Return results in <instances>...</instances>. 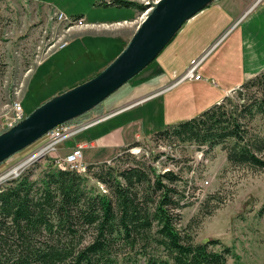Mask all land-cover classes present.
Segmentation results:
<instances>
[{"label":"trees","instance_id":"trees-1","mask_svg":"<svg viewBox=\"0 0 264 264\" xmlns=\"http://www.w3.org/2000/svg\"><path fill=\"white\" fill-rule=\"evenodd\" d=\"M96 3L144 8L128 0ZM234 91L152 138L194 144L201 155L220 146L229 167L263 170L264 68ZM140 144L125 145L109 161L86 164L84 173L50 160L38 179L26 170L6 180L0 186V264H225L234 255L231 246L218 238L195 242L191 222L181 224V209L191 203L184 166L157 170L154 163L165 151L136 156ZM89 176L103 188L88 186ZM191 220L198 224L201 218Z\"/></svg>","mask_w":264,"mask_h":264},{"label":"rangeland","instance_id":"rangeland-1","mask_svg":"<svg viewBox=\"0 0 264 264\" xmlns=\"http://www.w3.org/2000/svg\"><path fill=\"white\" fill-rule=\"evenodd\" d=\"M96 1L0 0V113L2 112L0 134L10 129L5 125L11 116L10 105L13 100L19 101L21 99L26 79L36 67L37 62L45 61V70H51V72L49 76L47 75L48 78L45 80L44 85L35 84L37 85L35 91L32 90V85L30 86L29 97H32L31 95L37 97L39 93L49 95L53 92L54 94L50 97L52 98L70 89L75 84L94 77L111 63V59L119 54L121 44L127 45L136 27L141 22L140 14L143 9L137 10L134 8L136 9L134 19L124 22V20H121L123 12L133 10L132 7L102 6L97 4ZM128 1H134L136 4L145 7L146 2L152 5L154 0ZM255 1L247 0L250 3L249 6L253 5ZM204 6H201V8ZM59 11L63 14L61 15ZM79 14L83 15L80 21L71 19L72 15ZM116 20H121V22L113 24L112 22ZM90 24L94 26H89ZM97 24H103V26L96 27ZM104 24L108 27H104ZM222 31L223 27L218 31V28H211L210 26H203L202 23H197L190 33H186V36L174 37L172 42L162 48L152 62H148L142 68L147 67V71H154L151 72L152 75L148 74L147 71L145 72L147 74L142 75L144 78L150 75L148 79L143 81L146 82L145 84L149 88L146 89V92H149L150 86L155 82L153 75L162 72L167 74L168 65H171V67L173 65L179 66L183 60L187 58L189 60L191 56L192 59H196L204 54L205 59L209 55L214 58L222 54L230 43H233L235 35L231 37L229 36L230 33H223ZM117 34H121L122 37ZM67 42L69 46L64 49L61 48ZM259 46L264 47V43L259 44ZM199 47L201 50L195 53ZM260 60L264 63L263 57ZM50 62L54 65L53 69L50 67ZM150 68L152 69L150 70ZM137 72H140V70H137ZM199 72L203 78L209 80L213 78L220 85L215 77L205 74L203 68H200ZM181 73L182 71L178 70L177 76H181L184 72ZM125 82L127 83V81ZM210 83L212 82L210 81ZM210 86L207 85V87L201 89L186 80V83L175 90L178 93L173 98L176 101L173 108L161 105L168 98V95H165L149 100L143 107H138L136 111L129 112L126 115L131 117V115H136L137 111H142V116L147 117L151 111L154 118L147 119V121L152 120L155 131L161 130L164 126L195 117L199 112L209 108L211 105L206 108L200 107L214 98L213 95L217 94L211 92L217 89ZM223 95L224 92L222 97ZM226 95L234 96L235 91H230ZM106 99L107 96L101 98L84 114L76 116L72 120L73 123L92 122L95 119H92L94 113H100L98 112L100 111V105L103 106L101 103L102 101L105 102ZM200 99L206 101L200 103ZM28 100L27 98L26 101ZM48 100L50 99H46L45 102ZM40 104L43 103L38 105ZM38 105L30 111H25V113L30 114ZM144 111L149 112L146 115ZM175 119L176 121L172 123L171 121ZM262 128L264 129V127ZM90 133L91 130L81 136L77 134L72 135L71 138H66L53 152H50V150L48 153L46 151V153L42 152L41 158L31 160L24 171L30 170L32 178L38 179L41 172H44L51 164L50 160L53 161L54 158L62 157L65 152L74 147L77 140L81 141L83 137L86 140L91 137ZM46 141L47 138L41 135L39 139L29 142L12 155L3 157L0 161V175L14 169L18 163L21 164L29 156L39 151L41 147H45ZM139 141L142 147H139L140 145L135 147L136 156L143 154L145 151L152 152L154 155L165 151L160 156L159 163H154L157 170L169 168L177 171L179 166H184V169L181 170V177L190 187L191 203L181 209V224L186 226L191 222L188 230L193 234L195 242L218 238V241L222 244L231 246L234 255L230 256L225 264H264V168L263 170H250L241 167H229L225 152L220 146H214L204 156L191 143H182L178 140L170 143L161 138L154 140L152 136L140 138ZM140 148H142V151ZM200 155L201 157H199ZM177 158L182 161L175 164L172 159L176 160ZM190 164L191 170L188 171L187 166ZM206 181H208L207 184ZM4 182L1 183L4 184ZM86 182L88 186L93 185L99 189L103 188V185L99 184L93 176H89ZM204 199H209V201L202 204ZM208 210H211L210 214L205 213ZM193 217L196 219L201 218V221L196 224L194 220H191ZM217 247H219L218 243L214 248L217 249ZM120 261L121 264H144L145 262H143V259L138 262L122 259Z\"/></svg>","mask_w":264,"mask_h":264},{"label":"crops","instance_id":"crops-1","mask_svg":"<svg viewBox=\"0 0 264 264\" xmlns=\"http://www.w3.org/2000/svg\"><path fill=\"white\" fill-rule=\"evenodd\" d=\"M248 4L250 3H248L247 0H209L203 8L196 10L195 13L184 19L183 24L162 47L165 48L170 42H172L174 37L186 36V33H190L191 29L194 28L197 23H202L203 26L206 25L211 28H218V31L223 27L222 32L230 33L229 36L231 37L235 34L233 43H230L228 48L223 51L222 54L214 58L212 55H209V57L205 58L197 68L198 71L200 68H203L205 74L215 77L220 85L215 81L214 85L212 82L213 78L209 80L208 78H203L202 75L201 79L198 78V80L186 78L177 81L180 76H177L178 70L182 71V73L185 71L189 61L192 59L191 56L189 60L188 58L183 60L179 66H165L169 68L166 69L168 71L167 74H164V72L161 74L155 73V75H153L155 82L150 86L151 89L149 92H146V89L149 88L145 84L146 82L143 81L144 79H148L150 75L146 78L142 75L147 73L151 74V72L154 71L149 72L147 71V67H145L130 78L127 83L124 82V84L118 89L112 91V93L107 96V102L102 101L101 104L103 106L100 105V111H98L100 113H94L95 115L92 119L98 118V120L90 125L89 128L77 133L81 136L83 133L91 130V137L86 140H84L83 138L85 137H83L81 141L77 140L74 144V146L77 143L85 144V148L82 151L83 162L85 164H90V162H102L103 160L109 161L110 158H113L125 145L134 141H139L140 138L143 139L150 137L155 131L152 120L150 121L152 125L147 121V119L154 118L151 111L147 117L142 116V111H137L136 115H131V117L126 114L136 111L138 107H143L145 103H148L151 99L153 100L165 95H168V98L165 103H162L161 105L173 108L176 102L173 98L178 93L175 92V90L186 83V80L190 81L191 84L196 85L197 88L200 87L202 89L207 87V85H211L210 87L217 89L211 91L212 93H217L213 95L214 98L200 107L206 108L211 105V103L219 102L223 92L224 94L229 93L237 86L239 87L240 84L247 80V78L254 76L260 69H263L264 63L260 58H264V47L259 46V44L264 43V0H256L251 6ZM129 11L126 10L125 13L123 12L121 20H124V22L134 19L136 9L133 8V10L130 9ZM121 20H116L112 23L121 22ZM99 25L100 24H97L96 27ZM89 26L94 25L90 24ZM100 26L102 27L103 24ZM104 27H108V25L104 24ZM117 35L122 37L121 34ZM67 46H69L68 42L64 44V46H61V48L64 49ZM123 46L126 45L121 44L119 53L123 50ZM199 50H201L200 47L196 49L195 53ZM156 56L152 57L153 59L149 62H152ZM163 61L165 62L164 59ZM45 64V61L37 62L36 67L26 79L23 93L19 100L24 111L32 110L39 103H44L46 99H50L51 95L54 94L53 92L49 95H41V93H37V97L36 95H31L32 97H29L30 86L32 85L31 88L35 91L37 89V85L35 84L40 86L44 85L45 80L51 72V70H45ZM50 67H52V69L54 67L51 62ZM151 69L152 68H150V70ZM146 71L147 73H145ZM173 76L175 77L173 78ZM171 78H173V80L170 81ZM210 81L212 83H210ZM27 98L29 99L28 101H26ZM205 101L206 100L204 99H200V103ZM144 112L147 115L149 111ZM175 121L176 119L171 122L173 123ZM0 125H2V114L0 115Z\"/></svg>","mask_w":264,"mask_h":264},{"label":"water","instance_id":"water-1","mask_svg":"<svg viewBox=\"0 0 264 264\" xmlns=\"http://www.w3.org/2000/svg\"><path fill=\"white\" fill-rule=\"evenodd\" d=\"M208 0H158L138 24L123 50L102 71L50 98L28 113L19 124L0 134V161L45 135L65 120L84 114L141 70L170 40L184 19ZM146 4L142 11L149 8ZM32 156L41 158L42 152ZM206 240V239H205ZM207 241V240H206ZM205 242V241H203Z\"/></svg>","mask_w":264,"mask_h":264},{"label":"built area","instance_id":"built-area-1","mask_svg":"<svg viewBox=\"0 0 264 264\" xmlns=\"http://www.w3.org/2000/svg\"><path fill=\"white\" fill-rule=\"evenodd\" d=\"M148 4V2H146ZM158 3V0H154L152 5H156ZM149 8H146L145 11H143L140 14V19L141 21L144 19V17H146L147 15V10H152V8L154 6H152L151 4ZM61 15L63 14L62 12H59ZM204 54L202 56H198L196 59H191L189 61V64L187 65V67L185 68L184 73L181 75V77L178 78L177 81L180 80H184L186 78L188 79H194V80H198V78L201 79V74L198 71V66L199 64H201L204 60ZM213 84L215 85L214 80L212 79ZM10 110H11V116L8 118L7 124H5L7 126V128H11L14 126V124H19L22 120L25 119L27 113H25V111L22 108V104L20 101H16L13 100V103L10 105ZM74 119H71L69 121H64L63 123H60L59 125H57L56 127H53L50 131H48L45 135L47 138V141L45 143V147H43V150H39L37 152H53V150H56V147L63 141H65V139L67 138H71L72 135H76L78 132H82L83 130L87 129L89 127V125H92L93 123H95V121H97L98 119H94L92 122L89 121V123H85V121L82 122H75L72 121ZM85 144L83 143H77L74 147H72L71 150L65 152V154L60 157V158H54V164L56 165L57 168H63L66 169L68 167V169H73L76 171H80L83 172L86 170V164L83 162L82 160V151L85 148L84 147ZM45 152V153H46ZM30 159L23 161V163L21 164H17L16 167H14V169L8 171L7 173L5 172L4 174H1L0 177H2L1 182L4 181H8L10 179H14L17 176H20L19 174L22 173L26 167L28 166V163L31 162V160L36 159L34 156H29ZM28 157V158H29ZM201 157V155L199 156ZM0 182V183H1ZM206 184L208 183V181L205 182ZM2 184V183H1ZM0 184V185H1Z\"/></svg>","mask_w":264,"mask_h":264},{"label":"bare ground","instance_id":"bare-ground-1","mask_svg":"<svg viewBox=\"0 0 264 264\" xmlns=\"http://www.w3.org/2000/svg\"><path fill=\"white\" fill-rule=\"evenodd\" d=\"M150 11H151V10L148 9V10H147V14L150 13ZM144 18H145V17H144ZM40 149L44 151V149H43L42 147H41ZM28 159H30V157L27 158L26 160H28ZM22 163H23V162H22ZM1 179H2V177H1ZM0 181H1V180H0Z\"/></svg>","mask_w":264,"mask_h":264}]
</instances>
